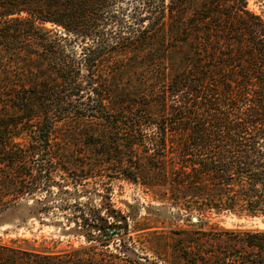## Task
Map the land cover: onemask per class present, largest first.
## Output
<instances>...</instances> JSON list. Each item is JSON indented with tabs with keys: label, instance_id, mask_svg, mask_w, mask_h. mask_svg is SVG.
I'll use <instances>...</instances> for the list:
<instances>
[{
	"label": "trees",
	"instance_id": "trees-1",
	"mask_svg": "<svg viewBox=\"0 0 264 264\" xmlns=\"http://www.w3.org/2000/svg\"><path fill=\"white\" fill-rule=\"evenodd\" d=\"M124 1L0 0V211L44 212L42 199H20L53 183L67 191L55 172L80 168L157 190L193 225L223 210L264 214V20L246 0H126L127 34L100 36ZM100 213L73 226L87 244H0V264H138L125 216ZM204 242L224 250L201 257ZM187 243L191 264H264L263 229H195Z\"/></svg>",
	"mask_w": 264,
	"mask_h": 264
},
{
	"label": "rangeland",
	"instance_id": "rangeland-1",
	"mask_svg": "<svg viewBox=\"0 0 264 264\" xmlns=\"http://www.w3.org/2000/svg\"><path fill=\"white\" fill-rule=\"evenodd\" d=\"M125 1L123 6L126 7V11L120 21L101 25L98 28L100 36L114 40L112 37L119 34L118 29L122 34H127L123 32L126 30L125 25L131 22L128 15L131 7L130 2ZM246 1L247 8L264 20V0ZM142 23H146V20ZM44 25L48 28L53 27L49 22ZM70 37L64 44L67 47L72 45L74 49L79 50L80 46L74 43L73 36ZM63 127L67 129L68 126ZM74 138L73 142L77 144L75 149L87 153L86 147L81 145L83 137L76 135ZM77 154V160L83 161L81 153ZM55 174L54 180L60 181L62 188L67 191H60L53 183L48 192L38 191L33 196L26 198L24 196L20 199L23 202L26 199L30 205L35 203V198L42 199L46 206L44 212L21 219L17 216L18 212L11 207L0 211V244L52 252L85 245L87 243L84 236L73 230L75 222L81 223V216H90L93 209L99 210L101 215L106 214L105 206L125 216L127 227L122 236L131 250L128 252L129 258H136L138 264H191L187 240L195 229L209 231L215 236L220 235V228L264 230V214L251 215L244 209L223 210L219 213L205 214L201 216L200 224L193 225L191 215L186 216L183 211H178L168 201L161 199L157 190L139 181L133 182L122 177L106 175L93 176L92 173L80 168L75 171L69 170L67 173L57 171ZM62 177L66 178V181H63ZM36 205L43 206L40 203ZM229 235L233 236L230 233ZM119 243V235L115 234L108 248L113 252L118 251ZM204 243L199 252L201 257H208L217 249L224 250L217 244L212 246ZM183 252H187L185 258L182 257Z\"/></svg>",
	"mask_w": 264,
	"mask_h": 264
},
{
	"label": "water",
	"instance_id": "water-1",
	"mask_svg": "<svg viewBox=\"0 0 264 264\" xmlns=\"http://www.w3.org/2000/svg\"><path fill=\"white\" fill-rule=\"evenodd\" d=\"M191 219H192V221H197V217L196 216H192Z\"/></svg>",
	"mask_w": 264,
	"mask_h": 264
}]
</instances>
